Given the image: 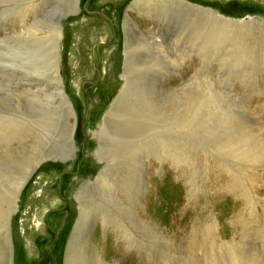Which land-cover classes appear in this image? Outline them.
Instances as JSON below:
<instances>
[{"label":"rangeland","instance_id":"1","mask_svg":"<svg viewBox=\"0 0 264 264\" xmlns=\"http://www.w3.org/2000/svg\"><path fill=\"white\" fill-rule=\"evenodd\" d=\"M134 1L0 0L2 210L21 171L49 152L18 194L10 244L0 234V253L11 252L9 264H65L81 194L90 210L86 246L106 263L264 264V162L251 174H236L226 165L238 167L219 152L227 138L264 142V45L256 38L245 48L211 44L204 10L190 7H210L228 17L264 16V0H152L161 1L156 16L143 15L136 6L129 9ZM23 10L33 14L29 25L49 33V44L56 25L61 26L59 78L50 70L40 74L44 66L35 65L41 60L34 48L24 47L27 28L14 23ZM248 27L247 36L264 33ZM126 46L131 48L127 55ZM125 76L131 93L140 92L162 111L166 124L174 117L179 130L174 136L196 153L194 171H186L174 169L166 158L154 170L152 156L134 152L144 176L132 217L90 185L108 164L107 158L99 163L98 155L108 156L109 170L118 172L119 148L129 146L130 138L115 137L113 129V136L105 128L96 133ZM171 129L165 127V134L173 135ZM149 134L141 131L134 148L142 149ZM218 168L224 176L217 175ZM98 200L101 208L91 209ZM104 209L108 219L118 217L130 228L133 245L124 260L122 246L108 231L112 227L97 217ZM34 217L40 224L35 228Z\"/></svg>","mask_w":264,"mask_h":264},{"label":"bare ground","instance_id":"2","mask_svg":"<svg viewBox=\"0 0 264 264\" xmlns=\"http://www.w3.org/2000/svg\"><path fill=\"white\" fill-rule=\"evenodd\" d=\"M150 1L152 0L149 1L136 0L133 2L131 8L129 9H132L133 6H136L138 8V11L143 15L148 16V14L150 15L158 14L156 9H158L157 7L160 6L159 3L161 1L159 3H157L156 1L155 3L154 2L152 3ZM147 7L150 10L142 11ZM190 7L192 10H197V11L204 10L205 13L203 14H205V16L207 17L206 20H208V22L205 23V34L206 36L208 35L211 44L212 42L213 44L214 43L216 44L217 42H224V43L227 42L245 48L244 46L246 45L254 44L253 41H255L254 39L256 38L257 39L256 41L258 43H262L264 45V33L260 37H255L251 35L247 36L245 34L248 32V28H249L248 26L250 27L254 26L251 27L253 29H257L258 27H259L258 29H264V16H253L249 14L243 16L242 18L228 17L225 14H222L219 11L210 7H207L205 9H202L199 6L193 7L192 5ZM22 12H23L21 13L22 16L19 15V17L16 18L18 21H15L14 23L17 26H25L27 28L24 47L31 44L32 47L34 48L37 59L41 60L40 62L36 61L35 65L39 68L44 66L43 69L40 71V74H42L45 71H48L49 73L50 70L52 74H54L57 78H59L58 77L59 60H60L59 45L61 43V37H62V32L60 31L61 26L59 24L56 25L55 34L52 35L53 41L49 44V42L47 41V36L49 34L48 32H44V31L39 32L38 29L33 28L32 23L29 25V20L31 19V16L33 14L30 13L28 10H23ZM65 13L66 11L64 12V14ZM208 16L210 17L208 18ZM126 20H129V18L127 17ZM256 22L260 24L255 26L254 24H256ZM244 30H246L247 32ZM49 47H51L50 49H53L51 51L50 56H52L51 57L52 59L50 61H49ZM130 49L131 48L129 46H126V51H125L126 55L127 52L129 53ZM127 59H129L128 56ZM57 78L53 77V79H57ZM124 81H125L124 88L120 91V93L114 100L113 104L107 111V115L104 116L102 124L99 126V131L96 133L98 134L103 133L101 131V128H105V132L106 129L109 131L113 129L112 131L114 134L111 131V133L109 132L110 136L114 135L115 137H117L119 135L120 136L123 135L125 139L130 138V140L126 142L127 143L126 145L129 146H125L124 148L123 146L121 147L119 144L118 146H116L118 148L119 146L120 148H122V149L119 148V152H118L120 154L118 158L120 157L122 158L121 166L118 167L119 170H117L118 172L116 171L113 172L109 170L110 165H109L108 156L107 157L106 155L102 156L101 154L98 155L99 163L103 165V162L106 161L105 158H107V162H108L107 165L109 167L107 165L105 166L104 164L100 169V172L98 173L97 177L92 183H90V185H94L93 190L96 193L104 194L102 195L101 198H104V200L106 201L107 199H109L110 203L114 208L116 207V205L119 204L123 206L126 210H128V212H130L129 214H131L130 216L132 217V215H135L134 212L135 206L137 205L138 207L140 206L138 197L143 190L142 180L144 176V172L141 171L140 169V164H137L138 162L134 159L136 158L135 153L143 152L147 156L148 155L152 156L154 162V170H157L160 167H162L163 160L166 158L169 160V163L173 166L174 169L177 170L178 168L180 169V166H183L187 169L186 171L188 170L191 171V169H193L194 171L193 164L195 161L191 160V158L196 156V153L193 148L185 149L184 147H181L180 145L181 141L178 140L176 136H174L175 133L179 134V130L175 128V126H177V123L174 117L170 115L168 117L169 122L166 124L164 113L162 111H159L157 108H154L155 106L150 105L148 103V100L144 98L140 92H138L140 94H138L137 92L132 94L130 91L129 80L128 78H126V76L124 77ZM48 100L49 97L46 98L44 101H48ZM118 119H121L120 122L117 121ZM112 120H114L115 122ZM167 125L172 127L171 130L173 131V135L171 133L165 134L166 133L165 127H169ZM72 128L70 129V133L68 134V138L70 142L73 134ZM141 131L150 133L151 135L150 134L149 135L151 137L149 138V140L147 139L142 149L140 148L135 149L134 147L137 146H134L132 144H135L134 139L137 137L139 133H141ZM49 132H51V130H49ZM238 136L245 140V136L243 135H238ZM246 138L247 140L245 141H237L236 139L227 138L221 143L220 146L219 152H221V154L223 155H226L229 158L230 162H233L230 164H233L234 166L238 167L236 169L235 167L233 168L232 166L227 164L226 165L228 166L227 169L229 168L231 171H233L236 174L240 172L251 174V172H249L251 169H253L257 164H263L264 162V145H263L264 142L262 143V140L257 141L258 137H256L257 139L254 138V141L250 137H246ZM116 140H118V138H116ZM73 150L71 151L72 153ZM114 157L116 158L115 154ZM47 158H49V152H46L45 155L43 156L34 158L32 164L25 167L21 171L20 177L17 178L12 188L8 191L7 200L5 203L7 208L2 210L0 207V226H3V230L0 232V234H2L3 238L6 239V244L8 245L10 244L9 222L11 220L12 215L17 210L16 202L18 201V194L20 193V191L28 181L29 177L35 171L36 163ZM103 159L105 160L103 161ZM203 160H205V158ZM112 161H115V159L113 158L111 162ZM215 171L217 175L218 172L220 174L224 173L219 168L215 169ZM233 184H236L235 180L232 182V185ZM81 193L83 192L81 191ZM77 199L79 203L78 206L79 216L75 229L72 233V236L68 241V246L65 255V264H109L104 262L101 259L100 255L95 253L94 248L90 252L89 248L86 246L85 237L87 233L86 228H88L86 227V225L89 222L90 210L87 207L88 204L86 205V199L84 200L81 194L77 196ZM110 203H108V205H110ZM90 207L91 209L94 208L100 209L101 207L99 200L95 202L94 205H90ZM97 213H98L97 217L100 218L102 223L112 227L108 231H110L111 233L113 232L115 234L114 243L116 245L122 246L123 248L122 259H123V256L132 250L133 241L131 239V236L128 235L127 233L130 228L124 222L123 224L122 222L120 224L117 221L118 217H110L108 219L107 216H105L107 215L106 210L102 213L101 212H97ZM34 218L35 220L33 221L34 223L33 227L35 228L38 227L40 224L39 221L36 220V217ZM106 219H108L110 223H108ZM119 220L121 221L120 218ZM119 248L121 249V247ZM9 253L11 255V252H9V250H6L4 254L0 253V264H7V262L9 264V256H10Z\"/></svg>","mask_w":264,"mask_h":264},{"label":"water","instance_id":"3","mask_svg":"<svg viewBox=\"0 0 264 264\" xmlns=\"http://www.w3.org/2000/svg\"><path fill=\"white\" fill-rule=\"evenodd\" d=\"M77 1H78V0H77ZM76 12L78 13V12H79V10H77ZM72 14H73V13H72ZM74 14H76V13H74Z\"/></svg>","mask_w":264,"mask_h":264}]
</instances>
